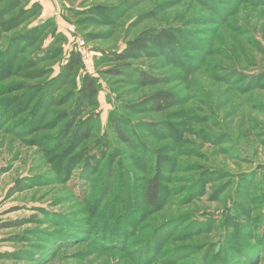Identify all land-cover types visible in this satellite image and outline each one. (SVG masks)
<instances>
[{
    "label": "rangeland",
    "instance_id": "374dc122",
    "mask_svg": "<svg viewBox=\"0 0 264 264\" xmlns=\"http://www.w3.org/2000/svg\"><path fill=\"white\" fill-rule=\"evenodd\" d=\"M224 1L219 15L203 0H0V264H204L244 230L264 246V0ZM161 29L183 35L177 56L113 61ZM79 40L98 82L84 111L83 63L65 71ZM138 68L160 82L140 85ZM157 93L176 104L150 111ZM115 115L134 148L111 132ZM151 178L159 209L137 223L123 212L119 247L90 240Z\"/></svg>",
    "mask_w": 264,
    "mask_h": 264
},
{
    "label": "trees",
    "instance_id": "16d2710c",
    "mask_svg": "<svg viewBox=\"0 0 264 264\" xmlns=\"http://www.w3.org/2000/svg\"><path fill=\"white\" fill-rule=\"evenodd\" d=\"M205 4L209 6V8L214 9V11H217L219 15L223 14V9L226 7L222 4L225 2L224 0H203ZM221 13V14H220ZM183 37V35L178 32H169L166 29H161L158 31L157 34H149L142 42H132L128 45V47L125 49L124 52L113 55V61L116 63L124 62L128 59L135 58L137 56H144L148 57L153 53V50H156L157 52L160 49H164L165 53H168L171 56H177L175 50H173V46L171 41H176L177 37ZM195 38V36H194ZM196 39V38H195ZM173 52V54L171 53ZM176 58V57H175ZM82 69V61L80 56L75 52H70L69 58L67 60V63L65 65V71L66 73H74L77 69ZM106 74H109L111 76H122L124 75V71H122L121 68L115 67L110 68ZM135 76L137 77L138 82L140 85H156L160 82V78L148 74L144 70L138 68L135 71ZM79 95L81 97V102L79 103L77 110H85L88 104H90L92 99H94L98 95V82L97 79L90 76L87 73H84V76L81 81V86L79 89ZM177 97L170 93H157L155 94L150 100L148 104V108H150V111L152 112H160L163 111L172 105L176 104ZM53 102V100L51 101ZM49 102V103H51ZM83 110V111H84ZM37 121V119H36ZM89 124V122H88ZM87 127V124H85ZM126 125L122 123V119L115 115L110 120V129L113 135H115V138L124 145H127L128 147L134 148L136 145V136L132 135L130 132H128ZM264 169V168H262ZM115 170L109 174V179H112L115 175ZM127 177V176H125ZM164 184L163 180L158 178H151L147 180L144 184H142L139 187V190L136 191L138 194V197L142 199V203L139 204L137 202V198L131 202L130 196L126 194V197L129 200V203H132L131 210H126V205L124 206V209H122L119 212H108V216H102L92 224V227L90 228V234L91 236L95 237V239L90 240H98L99 243H104L107 247L111 245H116L117 247L124 244L127 235L131 233V223L130 220H127L123 217V212L126 213V215H130L135 223H137L138 216L143 214L146 209L150 208L149 210H157L159 209L161 202H162V196H164ZM123 208V206L121 207ZM139 208H142V213L139 212ZM123 217V218H122ZM128 230H126V226H128ZM1 227H8L7 225L0 226ZM76 232L79 235L81 231H78L77 228ZM87 231V230H85ZM76 232L71 236L72 238L74 236L77 237ZM92 233V234H91ZM127 234V235H126ZM153 234V233H152ZM130 237V236H129ZM60 238V237H59ZM70 238V239H72ZM155 238L152 239L151 237L147 240V242H144L143 244V250H146L149 254L147 256V259L150 260L153 257L154 250L151 249L150 242L155 243ZM163 238L160 240L158 239L159 246L163 244ZM226 244L229 246L228 249L224 250H216L214 255L209 259V256L201 263L207 264V260H211L208 264H250L257 256H259L264 250V246L261 247L260 245H263V242L260 240H256L254 238H251L249 236V232L247 230H244L242 234H239L238 236H232V239ZM56 245V244H55ZM55 246H51L50 248H54ZM155 245L153 246V248ZM226 247V246H225ZM143 259V256H142ZM145 261V260H144ZM143 260L141 262H144ZM153 260H151L152 262ZM146 263V262H145Z\"/></svg>",
    "mask_w": 264,
    "mask_h": 264
},
{
    "label": "built area",
    "instance_id": "2783aa9c",
    "mask_svg": "<svg viewBox=\"0 0 264 264\" xmlns=\"http://www.w3.org/2000/svg\"><path fill=\"white\" fill-rule=\"evenodd\" d=\"M70 31L73 32L72 29H70ZM74 51L80 56L85 72L89 75H93V55L87 49L86 42L84 40H79Z\"/></svg>",
    "mask_w": 264,
    "mask_h": 264
}]
</instances>
